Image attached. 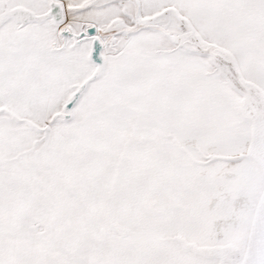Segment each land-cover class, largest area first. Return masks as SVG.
I'll return each instance as SVG.
<instances>
[{"label": "rangeland", "instance_id": "obj_1", "mask_svg": "<svg viewBox=\"0 0 264 264\" xmlns=\"http://www.w3.org/2000/svg\"><path fill=\"white\" fill-rule=\"evenodd\" d=\"M50 1L10 3L43 14ZM55 1L76 33L98 27L108 64L73 123L48 136L18 121L44 128L62 111L94 71L88 44L25 66L21 95L0 91V107L14 105L0 111V264H222L197 248L228 246L240 256L224 264H245L264 198V166L246 157L253 90L264 97V0H101L82 12L93 0ZM1 31L40 38L48 54L60 44L50 23ZM13 77L1 69L5 85Z\"/></svg>", "mask_w": 264, "mask_h": 264}, {"label": "water", "instance_id": "obj_2", "mask_svg": "<svg viewBox=\"0 0 264 264\" xmlns=\"http://www.w3.org/2000/svg\"><path fill=\"white\" fill-rule=\"evenodd\" d=\"M101 0H93L91 3L85 7H77L76 11L82 12L89 10L96 6ZM114 3L125 4L130 0H111ZM11 0L6 2L4 11L0 14V31L8 24L15 25L19 30H23L30 26H41L45 23H50L56 28H61L59 33L62 39V45L58 48L55 47L54 51L62 52L67 50L74 51L81 48L83 44H89V53L87 56V61L94 67L92 74L86 78L81 84L76 86L74 93L69 97L68 101L62 108L61 112L56 113L52 116L49 124L44 128H41L29 121L20 120L18 122H23L27 124L30 128L36 130L39 133L48 136L51 127L61 121L63 123L69 124L74 121L75 118V108L79 105L82 99L88 93L91 85L99 81L105 73L108 60L104 54L105 45L102 38L99 36V29L96 25H91L86 27L80 33H76L71 26H66V8L64 4L60 1L51 0L48 6V11L43 14H37L36 12L24 7V6H11ZM141 8L137 7L134 19L138 24L141 23L140 19ZM68 40H72L73 44L68 47ZM236 76L239 84L247 91L246 83L243 78L240 77L238 73ZM256 130L254 129V136ZM242 156L240 158H243ZM246 157H254V153L250 150ZM236 158V159H240Z\"/></svg>", "mask_w": 264, "mask_h": 264}, {"label": "crops", "instance_id": "obj_3", "mask_svg": "<svg viewBox=\"0 0 264 264\" xmlns=\"http://www.w3.org/2000/svg\"><path fill=\"white\" fill-rule=\"evenodd\" d=\"M23 36L18 35L16 37H9V36L0 37V51L8 54L6 61H3L2 57L0 56V71L1 69H3L4 71L6 70V72H8L9 75H15V78L13 77L14 83L12 84L10 83L5 85V80L2 82L0 81V91L4 93H10V94L15 93L17 95L18 93L19 95L22 94L21 81L23 80L22 77H23V73L25 72V66H27L29 63L38 60L39 61L43 60L47 62L52 61L55 63L56 61H61L66 59L59 54L60 52H56L53 50H51L50 53L51 55L48 54V47L44 45L45 42H42L40 38L35 43H32L29 36H24V37ZM31 53L34 55V57H32ZM48 55L52 57H49ZM69 59L76 60L75 54H72V56L69 57ZM13 109H14V105L12 103L11 105H3V107H0V111H3L4 113H7L9 115L11 114L9 110H13ZM51 130L52 127L50 129V132ZM61 167L62 165L60 164H56V166L54 167L55 173L61 171L60 178L62 177ZM65 171H69L71 173L70 176L73 177L74 174L72 170L67 169ZM59 184H62V182ZM70 210H72V213L77 212L78 215H86V217H88L87 208L72 207ZM72 219L76 220L75 217Z\"/></svg>", "mask_w": 264, "mask_h": 264}, {"label": "bare ground", "instance_id": "obj_4", "mask_svg": "<svg viewBox=\"0 0 264 264\" xmlns=\"http://www.w3.org/2000/svg\"><path fill=\"white\" fill-rule=\"evenodd\" d=\"M233 80L235 79L233 78ZM253 91V93L258 95L260 100L256 104L257 110H255V114H252L255 124H257V134H255L254 146L251 151L254 153V158H256L259 163L264 166V97L258 92V90L254 89ZM197 250L201 254L207 255L208 257L221 258L222 261L224 260L222 264H224L225 261L232 262L233 259H236V254L237 257L240 256V252L233 246L216 249L197 248ZM245 264H264V198L256 215Z\"/></svg>", "mask_w": 264, "mask_h": 264}, {"label": "flooded vegetation", "instance_id": "obj_5", "mask_svg": "<svg viewBox=\"0 0 264 264\" xmlns=\"http://www.w3.org/2000/svg\"><path fill=\"white\" fill-rule=\"evenodd\" d=\"M128 3V2H127ZM126 4V3H125ZM125 4H123V5H125ZM135 16V15H134ZM134 16L133 15H131V14H129V17H130V19L132 20V21H136L135 19H134ZM59 33H60V31H59ZM59 33H58V37H59V41H60V44L58 45V44H56V43H53L52 44V50L54 51V49H55V47L56 48H58V47H60L61 45H62V39L60 38V35H59ZM80 33V32H79ZM73 44V42H72V40H68V47L70 46V45H72ZM86 44H90V43H86ZM84 45V44H83ZM90 47V46H89ZM69 48H67V50H68Z\"/></svg>", "mask_w": 264, "mask_h": 264}, {"label": "trees", "instance_id": "obj_6", "mask_svg": "<svg viewBox=\"0 0 264 264\" xmlns=\"http://www.w3.org/2000/svg\"><path fill=\"white\" fill-rule=\"evenodd\" d=\"M18 120V119H17Z\"/></svg>", "mask_w": 264, "mask_h": 264}]
</instances>
